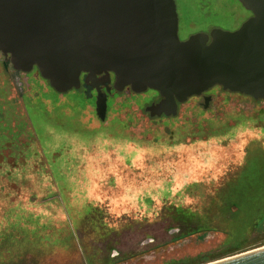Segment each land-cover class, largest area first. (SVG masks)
<instances>
[{"label":"rangeland","instance_id":"obj_1","mask_svg":"<svg viewBox=\"0 0 264 264\" xmlns=\"http://www.w3.org/2000/svg\"><path fill=\"white\" fill-rule=\"evenodd\" d=\"M173 1L180 41L208 29L231 32L247 17L233 0ZM31 89L24 98L18 74L0 70V264H85L105 256L168 264L215 254L222 235L171 242L180 226L161 209L198 208L241 169L230 196L238 217L246 222L264 209V178L244 170L264 159V101L213 88L205 108L193 97L174 117L151 118L134 107L137 98L125 97L107 102L99 121L94 96L81 89L60 98L46 82ZM83 159L97 163L88 168L100 167L99 179L88 177ZM92 208L105 227L99 232L85 224Z\"/></svg>","mask_w":264,"mask_h":264},{"label":"water","instance_id":"obj_2","mask_svg":"<svg viewBox=\"0 0 264 264\" xmlns=\"http://www.w3.org/2000/svg\"><path fill=\"white\" fill-rule=\"evenodd\" d=\"M237 1L251 14L237 30L180 41L173 0H0V54L14 71L35 69L59 98L84 74L99 121L106 97L93 83L109 74L116 92L157 93L145 108L151 118L174 117L178 104L213 87L264 101V0ZM259 248L214 264H264Z\"/></svg>","mask_w":264,"mask_h":264},{"label":"trees","instance_id":"obj_3","mask_svg":"<svg viewBox=\"0 0 264 264\" xmlns=\"http://www.w3.org/2000/svg\"><path fill=\"white\" fill-rule=\"evenodd\" d=\"M24 98L28 99L25 96ZM25 114L29 119V116L26 111ZM262 155L264 157L263 153ZM82 163L87 166L86 170L90 172V174H88V177H95L99 179L100 167L95 169L88 168V166H98L97 163H93L91 160L88 159H83ZM253 167L256 173L252 172ZM244 170L245 175H257L258 177L263 179L264 159H262L260 162H255L254 165H247ZM237 173L232 175L230 174V176H228L220 184H218L211 193L207 194L203 198V201L198 208L169 206L163 207V209H161L162 214L164 212L166 217L171 218L172 221H174L180 226L179 228H177V232L173 234V239L171 240V242H176L189 236L201 233L213 232L219 233L223 236V241L219 249L217 250V253L211 255H199L194 259L172 261L168 264H206L210 261L222 259L225 256L229 257L231 255H236L245 252L249 249H252V247L257 245L258 242H264V209L259 214L251 215L246 222H243V219L238 217V210L235 206H233V201L232 199H230V196L233 192V190L231 191V189L234 186L235 181L237 180L236 178L239 177ZM66 175L68 176V174H65V176ZM79 181V183H82L81 187H83L84 181ZM70 182H72V180ZM95 184L97 185V183ZM260 195L261 196L259 197V200L261 201L262 199H264V187H262ZM89 207L90 206H87V208ZM89 212L90 213L86 214L85 216V224L88 225L91 231L92 229L98 230V232L100 230H103V228L105 227L100 225L99 221L96 223L97 219L96 217H94V214L98 212L97 209L92 208ZM89 221L93 222L94 225H92ZM105 225L108 226L109 224ZM259 234H261L263 237L256 238V236H258ZM111 262L112 260L109 258V256H105L102 261L92 260V258L84 259L85 264L120 263Z\"/></svg>","mask_w":264,"mask_h":264},{"label":"flooded vegetation","instance_id":"obj_4","mask_svg":"<svg viewBox=\"0 0 264 264\" xmlns=\"http://www.w3.org/2000/svg\"><path fill=\"white\" fill-rule=\"evenodd\" d=\"M235 1L236 3H238V5L241 7V4L237 1V0H233ZM242 8V7H241ZM243 9V8H242ZM244 10V9H243ZM176 11V10H175ZM245 13L247 14V17H246V20L251 16V14L244 10ZM245 21V20H244ZM243 21V22H244ZM242 22V23H243ZM241 23V24H242ZM240 24V25H241ZM238 25L235 30H237L239 28ZM233 30V31H235ZM210 30H206L202 33H208ZM232 32V31H231ZM201 33V32H200ZM183 41V40H182ZM0 58H1V62H0V70L2 72L3 75H7V72H8V67L16 74H18V76L21 78V82H22V85H23V88H24V91H25V94H23L25 97L29 98L28 95L30 94V91L32 90L31 88L32 87H35L39 84H45V81H43L35 72V69H32L29 73H26V74H22L20 72H17V71H14L10 64L7 62L8 58H5L3 57L1 54H0ZM85 75L84 74H81L80 77H79V88L78 89H81L83 90L84 92L88 93V95H93L95 97V90L93 88H90V85L91 83L88 82L87 85H84L83 84V79H84ZM112 84H113V76L111 74H109L108 76V82L106 79H104L103 77L101 76H97L95 78V81L93 83V86L96 87L99 92L101 93H105V97H106V101H105V105H106V110H105V115L107 113V102H115L118 101V99H121L122 98H125V97H134V98H137V102L133 103L132 101H129L131 103L134 104V107H136L137 109L139 110H142L143 112H145V108H147L148 106L150 105H154L156 104L160 98L158 97L157 93L153 92V91H150V90H146L145 92L141 93V94H134L132 93L127 87L123 88L120 92H116L113 90L112 88ZM213 88H217V89H220L219 87H213ZM213 88L207 90L206 92L202 93L201 95L199 96H195L194 98H200L202 101H203V108L207 107L208 106V102H210L212 100V93L210 92ZM107 90V92H106ZM221 90V89H220ZM226 92V91H224ZM229 93V92H228ZM232 94H236V93H232ZM236 95H240V94H236ZM58 96V95H57ZM63 96V95H62ZM240 96H243V95H240ZM243 97H246V96H243ZM190 98H193V97H190ZM188 98V99H190ZM246 98H249V97H246ZM187 99V100H188ZM250 100H252L251 98H249ZM186 100V101H187ZM20 101V99H19ZM185 101V102H186ZM254 101V100H252ZM185 102H183L182 104H184ZM254 102H263V101H254ZM138 103V104H137ZM112 105V104H111ZM181 105V104H178L177 107ZM177 112V110H176ZM146 113V112H145ZM147 114V113H146ZM148 115V114H147ZM163 116L159 117V118H162ZM165 118V117H164Z\"/></svg>","mask_w":264,"mask_h":264},{"label":"bare ground","instance_id":"obj_5","mask_svg":"<svg viewBox=\"0 0 264 264\" xmlns=\"http://www.w3.org/2000/svg\"><path fill=\"white\" fill-rule=\"evenodd\" d=\"M259 249H262V248H259ZM259 249L251 250V252H252V251L259 250ZM224 260H226V259H224ZM221 261H223V260H221ZM218 262H219V261H218ZM214 263H217V262H214ZM214 263H211V264H214Z\"/></svg>","mask_w":264,"mask_h":264}]
</instances>
